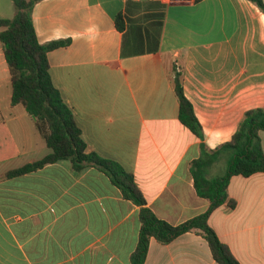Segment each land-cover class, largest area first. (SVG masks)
Returning <instances> with one entry per match:
<instances>
[{"label": "crops", "instance_id": "0c3cea01", "mask_svg": "<svg viewBox=\"0 0 264 264\" xmlns=\"http://www.w3.org/2000/svg\"><path fill=\"white\" fill-rule=\"evenodd\" d=\"M154 2L167 8L159 50L149 52ZM119 13L126 16L123 32ZM15 14L12 0H0V19ZM32 18L41 44L71 41L48 54L50 73L88 151L133 174L159 219L178 226L204 214L210 201L197 193L193 162L231 141L247 111L264 109L260 9L248 0H42ZM135 39L145 52L126 54ZM176 67L201 137L179 120ZM50 153L36 119L12 105L0 41V264H130L141 207L109 175L61 161L10 177ZM226 164L218 160L209 177L223 176ZM228 194L234 208L216 209L209 225L240 264H264V173L234 176ZM144 264L218 263L192 231L167 245L152 239Z\"/></svg>", "mask_w": 264, "mask_h": 264}, {"label": "trees", "instance_id": "16d2710c", "mask_svg": "<svg viewBox=\"0 0 264 264\" xmlns=\"http://www.w3.org/2000/svg\"><path fill=\"white\" fill-rule=\"evenodd\" d=\"M12 1L16 8L14 18L0 19V41L12 77V105H22L27 113L36 119V127L51 153L37 162L11 172L10 177L30 174L61 161H70L77 172L93 166L109 175L126 199L141 207L139 242L131 255L130 264L145 263L152 239L167 245L179 236L192 231L206 239L214 260L218 264H240L230 249L220 241L208 220L216 209L226 203L234 208L235 203L229 201L228 194V186L234 176L249 178L264 173V150L260 136V133L264 132V109L247 111L231 141L214 151L206 152L204 157L193 162L192 172L197 193L210 201V207L204 214L186 223L178 226L171 225L159 219L147 207V201L136 184L133 174L127 172L120 164L88 151L75 116L65 103L60 90L55 86L50 73L48 54L57 49L67 48L71 41L67 39L47 44L39 42L32 10L35 4L42 0ZM248 1L255 4L264 14L263 0ZM153 4L159 12L150 17L155 19L151 25L155 32V41H152L153 38L150 36V42L147 44L149 52L159 50L164 25L163 12L167 8V5L162 2ZM125 18L123 13L116 16V26L120 32L125 30ZM147 35H149L148 30ZM135 41L132 44L134 50L126 54L139 55L145 52L144 43L137 42L136 39ZM138 47L141 50H138ZM125 48H127V42ZM183 82V69L176 67L173 84L179 103V120L192 133L201 137L202 126L196 117L192 103L185 95ZM221 158L227 163L224 175L210 178L209 168Z\"/></svg>", "mask_w": 264, "mask_h": 264}, {"label": "built area", "instance_id": "2783aa9c", "mask_svg": "<svg viewBox=\"0 0 264 264\" xmlns=\"http://www.w3.org/2000/svg\"><path fill=\"white\" fill-rule=\"evenodd\" d=\"M173 1L183 2V1H194V0H173Z\"/></svg>", "mask_w": 264, "mask_h": 264}]
</instances>
